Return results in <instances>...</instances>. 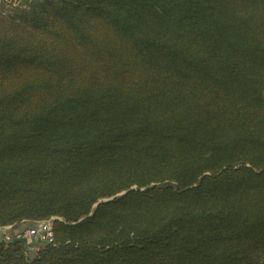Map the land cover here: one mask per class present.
I'll return each instance as SVG.
<instances>
[{
	"label": "trees",
	"instance_id": "trees-1",
	"mask_svg": "<svg viewBox=\"0 0 264 264\" xmlns=\"http://www.w3.org/2000/svg\"><path fill=\"white\" fill-rule=\"evenodd\" d=\"M51 218L0 264H264V0L0 2V228Z\"/></svg>",
	"mask_w": 264,
	"mask_h": 264
},
{
	"label": "built area",
	"instance_id": "built-area-1",
	"mask_svg": "<svg viewBox=\"0 0 264 264\" xmlns=\"http://www.w3.org/2000/svg\"><path fill=\"white\" fill-rule=\"evenodd\" d=\"M0 233L2 234L0 239L5 242L21 241L25 243L27 254L33 256L43 245L54 241V218L26 221L18 226H4L0 228Z\"/></svg>",
	"mask_w": 264,
	"mask_h": 264
},
{
	"label": "rangeland",
	"instance_id": "rangeland-1",
	"mask_svg": "<svg viewBox=\"0 0 264 264\" xmlns=\"http://www.w3.org/2000/svg\"><path fill=\"white\" fill-rule=\"evenodd\" d=\"M2 234L0 233V238H1Z\"/></svg>",
	"mask_w": 264,
	"mask_h": 264
},
{
	"label": "water",
	"instance_id": "water-1",
	"mask_svg": "<svg viewBox=\"0 0 264 264\" xmlns=\"http://www.w3.org/2000/svg\"><path fill=\"white\" fill-rule=\"evenodd\" d=\"M105 200H108V199H105Z\"/></svg>",
	"mask_w": 264,
	"mask_h": 264
}]
</instances>
